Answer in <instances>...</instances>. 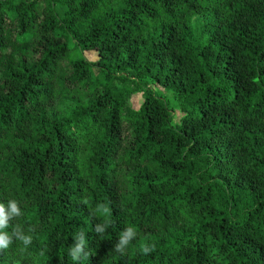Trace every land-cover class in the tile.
I'll use <instances>...</instances> for the list:
<instances>
[{
  "label": "trees",
  "instance_id": "trees-1",
  "mask_svg": "<svg viewBox=\"0 0 264 264\" xmlns=\"http://www.w3.org/2000/svg\"><path fill=\"white\" fill-rule=\"evenodd\" d=\"M10 201L0 264H264V0H0Z\"/></svg>",
  "mask_w": 264,
  "mask_h": 264
},
{
  "label": "clouds",
  "instance_id": "clouds-1",
  "mask_svg": "<svg viewBox=\"0 0 264 264\" xmlns=\"http://www.w3.org/2000/svg\"><path fill=\"white\" fill-rule=\"evenodd\" d=\"M10 212L5 213L3 205H0V248H7L10 244V237L7 233L3 232V229L8 225V219L10 216L19 215L20 211L17 208L15 201H10L9 204ZM131 230H129L128 235L130 236ZM31 238H24V243L27 244ZM123 242V241H122ZM72 258L75 259V253H72Z\"/></svg>",
  "mask_w": 264,
  "mask_h": 264
},
{
  "label": "rangeland",
  "instance_id": "rangeland-1",
  "mask_svg": "<svg viewBox=\"0 0 264 264\" xmlns=\"http://www.w3.org/2000/svg\"><path fill=\"white\" fill-rule=\"evenodd\" d=\"M83 56L84 58L89 61V62H93L96 60V54L94 51H86L83 52ZM152 91L156 94V95H161L163 96V90L159 87V86H152ZM69 102H71L69 99H60V102L58 104L57 107L63 108L66 104H68ZM129 106L132 109H137L141 103V97L139 93H134L130 96L129 98ZM173 122L177 121V118L179 117L177 113H173Z\"/></svg>",
  "mask_w": 264,
  "mask_h": 264
}]
</instances>
